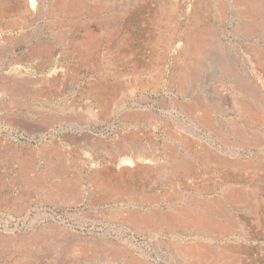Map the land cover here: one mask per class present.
Wrapping results in <instances>:
<instances>
[{
    "label": "rangeland",
    "instance_id": "1",
    "mask_svg": "<svg viewBox=\"0 0 264 264\" xmlns=\"http://www.w3.org/2000/svg\"><path fill=\"white\" fill-rule=\"evenodd\" d=\"M263 11L0 0V264H264Z\"/></svg>",
    "mask_w": 264,
    "mask_h": 264
},
{
    "label": "crops",
    "instance_id": "2",
    "mask_svg": "<svg viewBox=\"0 0 264 264\" xmlns=\"http://www.w3.org/2000/svg\"><path fill=\"white\" fill-rule=\"evenodd\" d=\"M253 12H254V14H255V12H256V14L261 13V11L258 10V9L256 11L253 10ZM13 118H14V122L11 123L10 127L15 126L13 128H16L19 132L25 131L29 127L30 128H33L34 127L33 124L28 123L26 120H25L26 122L24 120H21V119H27V118H29V115H24V114H22V115H18V114L15 115L14 114L13 115ZM61 118H62V115L61 114L54 113V112H50V113L47 114V116H45L44 121L41 122L40 125H43V126H46V125H48V126L55 125L57 123V121H59V119H61ZM18 119H20V120H18Z\"/></svg>",
    "mask_w": 264,
    "mask_h": 264
},
{
    "label": "bare ground",
    "instance_id": "3",
    "mask_svg": "<svg viewBox=\"0 0 264 264\" xmlns=\"http://www.w3.org/2000/svg\"><path fill=\"white\" fill-rule=\"evenodd\" d=\"M236 1V0H235ZM257 1V0H256ZM255 3V2H254ZM263 3V2H262ZM222 5V4H221ZM260 7V4H257L256 6H255V8H254V11H256L258 8ZM223 10V9H222ZM258 10H261V9H258ZM237 12V11H236ZM259 12V11H258ZM264 12V11H263ZM262 13V12H261ZM255 14H256V12H255ZM262 15H264V13L262 14ZM255 20V19H254ZM264 21V20H263ZM261 22V21H260ZM263 24V23H262ZM249 26V25H248ZM210 28V27H209ZM261 34H262V32H260ZM227 34V33H226ZM261 34H259V35H261ZM264 34V33H263ZM259 37V36H258ZM210 42V41H209ZM204 43V42H203ZM200 44V43H199ZM243 44V43H242ZM257 44H259V43H257ZM226 45V44H225ZM232 45V44H231ZM263 45V44H262ZM235 47V46H234ZM262 47V46H261ZM261 47H259V50L261 49V50H263ZM196 48V47H195ZM229 48V47H228ZM225 49V48H224ZM238 51V50H237ZM264 51V50H263ZM212 52V51H211ZM236 54V53H235ZM261 52L259 51V53H257V59H261ZM225 55H226V53H225ZM217 56V55H216ZM240 56V55H239ZM242 57V56H241ZM246 57V56H245ZM252 57V56H251ZM236 58H238V57H236ZM239 59V58H238ZM245 59V58H244ZM249 59V58H248ZM257 59H256V61H257ZM17 61V60H16ZM245 61V60H244ZM243 61V62H244ZM247 61H249V60H247ZM253 61V60H252ZM258 62V61H257ZM239 63H241V61L239 62ZM247 63V62H246ZM255 63V62H254ZM261 63V62H260ZM242 65H241V67H239V72H240V74L241 75H243V76H246V75H249V74H251V71H250V69H249V65L247 66L245 63H241ZM249 64V63H248ZM251 64V63H250ZM252 65V64H251ZM258 65V64H257ZM234 66V65H233ZM253 66V65H252ZM193 72V71H192ZM229 73V72H228ZM246 74V75H245ZM261 76V75H260ZM239 77V76H238ZM198 82V81H197ZM237 87V86H236ZM235 87V88H236ZM17 88V87H16ZM244 109V108H243ZM246 109V108H245ZM212 126V125H211ZM148 140V139H147ZM172 150V149H171ZM129 152V151H128ZM129 155V154H128ZM137 157V156H136ZM222 160V159H221ZM187 167V166H186ZM182 169V168H181ZM177 172V171H176ZM172 175V174H171ZM180 175V174H179ZM178 176V175H177ZM198 200V199H197ZM206 201V200H205ZM195 204V203H194ZM205 204V203H204ZM200 210V209H199ZM185 211V210H184ZM190 212V211H189ZM184 213V212H183ZM191 213V212H190ZM155 215V214H154ZM187 215H189V213L187 214ZM177 216V215H176ZM174 218V217H173ZM177 218V217H176ZM175 218V219H176ZM183 220V219H182ZM148 222V221H147ZM196 222V221H195ZM119 252V251H118ZM96 254V253H95ZM98 254V253H97ZM200 254V253H199ZM63 256V255H62ZM65 256V255H64ZM190 258V257H189Z\"/></svg>",
    "mask_w": 264,
    "mask_h": 264
}]
</instances>
